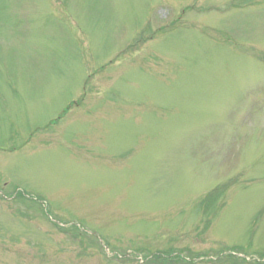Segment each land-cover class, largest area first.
I'll use <instances>...</instances> for the list:
<instances>
[{
	"label": "rangeland",
	"instance_id": "obj_1",
	"mask_svg": "<svg viewBox=\"0 0 264 264\" xmlns=\"http://www.w3.org/2000/svg\"><path fill=\"white\" fill-rule=\"evenodd\" d=\"M0 264H264V0H0Z\"/></svg>",
	"mask_w": 264,
	"mask_h": 264
}]
</instances>
